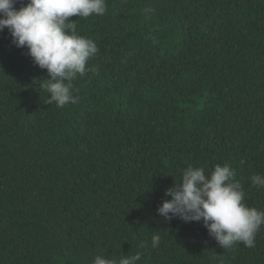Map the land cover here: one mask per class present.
Returning <instances> with one entry per match:
<instances>
[{
  "label": "trees",
  "instance_id": "obj_1",
  "mask_svg": "<svg viewBox=\"0 0 264 264\" xmlns=\"http://www.w3.org/2000/svg\"><path fill=\"white\" fill-rule=\"evenodd\" d=\"M105 3L68 18L98 52L62 108L0 31V264H264V225L255 247L224 249L202 221L156 212L183 169L216 164L264 211V0Z\"/></svg>",
  "mask_w": 264,
  "mask_h": 264
},
{
  "label": "clouds",
  "instance_id": "obj_2",
  "mask_svg": "<svg viewBox=\"0 0 264 264\" xmlns=\"http://www.w3.org/2000/svg\"><path fill=\"white\" fill-rule=\"evenodd\" d=\"M17 0H0V31L7 28L11 42L26 48L33 63L45 69L48 79L39 87L49 96L48 103L64 107L75 104L71 81L88 71L90 58L98 52L96 43L76 32V22L69 17L102 16L105 0H27L19 9ZM37 83V80H33ZM235 171L228 165L216 164L207 174L204 168L189 165L182 170L179 183L165 189L157 207L158 215L170 220L178 217L184 222L202 221L208 235L224 249L234 243L255 247V236L264 225V211L243 203L241 185L234 179ZM252 184L264 189V175L254 174ZM160 236L152 237V247H158ZM139 253L123 255L118 260L96 255L91 264H136Z\"/></svg>",
  "mask_w": 264,
  "mask_h": 264
}]
</instances>
